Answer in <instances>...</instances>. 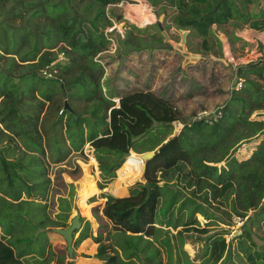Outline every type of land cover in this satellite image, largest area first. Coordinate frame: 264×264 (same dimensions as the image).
<instances>
[{
    "label": "trees",
    "instance_id": "1",
    "mask_svg": "<svg viewBox=\"0 0 264 264\" xmlns=\"http://www.w3.org/2000/svg\"><path fill=\"white\" fill-rule=\"evenodd\" d=\"M70 1L76 2L0 0V71L4 73L0 78V193L12 200H18L22 192L29 198L44 196L50 183L48 163L64 161L72 151L80 150L86 143L93 149L102 180L98 188L102 189L132 150L133 137L152 129L154 123L169 126L181 118V112L173 102L157 97L149 90L124 93L114 106V102L101 91L102 67L94 57L107 49L104 29L109 20L105 7L120 0H80L86 3V10L93 9L90 15L80 17L87 19L89 25L85 27L78 24L76 15L71 14L73 8L79 6L69 5ZM148 1L154 4L153 0ZM163 1L166 4L159 9L164 17L169 16V23L176 28H190L204 44L212 24L221 26L230 22L233 27L264 28V14L249 9V0ZM59 7L63 9L56 14ZM136 8L137 12L147 16V8L138 5ZM18 31L21 32L20 38L16 39L13 33ZM162 38L159 34L154 41L159 42ZM236 38L233 35L231 40ZM11 42L14 44L12 49ZM119 42L135 49L144 44L140 38L133 43L129 36ZM58 53H62V60H57ZM4 59L7 62L1 64ZM51 64L57 70L56 78L41 74V70ZM17 65H27L20 73L22 77L37 74L43 80L55 83L48 84L44 91H40L38 85L21 86L20 79L12 80V77L19 76L13 73ZM263 72L264 67L256 62L238 65L236 76L242 79V84L239 89H232L225 104L219 107L220 117L211 123L205 119L184 122L172 137L164 136L152 148L134 151L154 150V155L144 162L143 172L141 168L143 181L134 182L127 195L106 196L100 217L110 221L111 226L108 229L105 226V234L99 229L95 236H91L104 264L232 263L231 247L225 245L218 234L206 238L202 251L205 260L194 262L195 259H188L181 248L184 243L182 232L188 228L171 234L168 228L155 225L162 193L160 181L169 172L182 175L188 187L200 193L202 203L235 192L243 209L234 210L240 219L246 215V204L255 208L264 193V137L245 160L228 158V154L236 140L252 135L251 128L253 133L264 130V120L248 119L250 111L264 108V88L253 76H261ZM237 120L241 122L243 132L236 129ZM86 132L89 134L87 139ZM214 149L220 151L216 158L209 156ZM134 152L130 155L140 161ZM11 157L12 160H5ZM224 159L226 163L219 169L205 163ZM187 166L189 169L183 172ZM69 174L77 178L79 175L78 171H69ZM95 191L93 181L85 175L79 196L85 198ZM4 199L0 196L1 232L11 235L18 215L34 213L35 209L25 205L27 200L14 203ZM198 206L191 211L189 220L193 213H200L206 219L212 217L201 213ZM263 208L264 203L249 215L248 222L261 218ZM188 221L182 225L194 223ZM40 222L57 227L68 225L64 220L48 221L44 218ZM178 225L173 224L174 227ZM169 226L172 225L165 224V227ZM198 230L205 232L206 228ZM250 234V231L243 230L236 238L245 239L246 236L250 239ZM87 236L85 228L80 239ZM23 240L30 241L24 237L6 241L4 235H0V264H23L20 259L23 251H15L17 242ZM251 243L255 245L253 241ZM240 248L246 253L249 264H257L255 259L264 257L261 250L250 252L244 243H240ZM174 249L185 258L182 260L175 255ZM163 254L165 260L162 262Z\"/></svg>",
    "mask_w": 264,
    "mask_h": 264
},
{
    "label": "rangeland",
    "instance_id": "2",
    "mask_svg": "<svg viewBox=\"0 0 264 264\" xmlns=\"http://www.w3.org/2000/svg\"><path fill=\"white\" fill-rule=\"evenodd\" d=\"M153 1L155 3L158 2L156 0ZM141 2L145 3L144 5L148 11L147 16L136 11L138 4H135L133 1L130 2L132 4L124 5L122 8L120 7L116 10L118 14L119 12L126 11L127 13L125 14H127L129 20H125L124 30L122 31L123 36L116 33H111L108 36L105 35L106 39L111 38L115 47L111 46V41L106 40L108 51L99 55V59L103 64V66L101 65L103 73L100 78L101 91L105 96L111 97L110 99L114 102L115 106L117 105L115 101L118 98H113L114 94L122 95L136 89L149 90L157 97L173 102L180 110L181 118L173 121L169 126L163 123H154L152 129L140 136L133 137L132 150L129 151L120 167L115 171V176L102 189L98 188V183L102 182V180L99 177L97 162L92 152L93 149L88 143L84 144L80 150L72 151L64 161L58 164L50 163L51 166H49L48 173L53 185L50 204L53 207L57 206L58 202L60 203L61 219L67 222V224L69 223V219L78 213L80 226L73 234L71 254H68L66 250L63 237L51 230L48 231L50 235L49 243L41 244L36 242L30 245L34 248L26 249V251H34L37 259L35 257H28L24 259V264H104L97 254V243L93 241L91 236H95L99 229L103 230V234H105L106 230L111 226L110 221L104 217H100L101 208L106 200V196L113 195L119 197L127 195L130 186L134 182L143 181L141 172L142 161L140 158V161H135L136 157L130 155V153L152 148L164 136L169 138L177 134L184 122L195 119L200 112L201 114H209V112L223 106L231 95V90H237L241 86H238L237 83L238 80L242 79H238L236 76V68L240 64L250 62L247 60L252 55L244 52L242 46L245 42L238 38L236 33L240 32L245 37H250L249 32L242 31L244 26H249L241 25L233 27L230 22L224 23L221 26L212 24L211 31L205 37L207 43L204 44L202 38L190 28H176L172 23H169V16L164 17L161 9L152 7L148 0H141ZM68 4L73 5L74 1H70ZM74 5L79 6V8H73L71 14L78 17L76 21H78L79 25L88 26L87 19L80 17H82V14L85 16L90 15L93 9L86 10V3L80 0H76ZM148 7L151 9L149 10ZM248 8L254 9L252 7ZM62 9L63 7H59L56 14L61 12ZM258 13L262 12L258 11ZM109 14L112 17L113 13L110 12ZM113 16L115 17L116 14ZM20 33L18 31L17 34L15 32L13 35L16 39H19ZM159 34L164 38L159 42L154 41L158 38ZM232 34L237 37L234 41L231 40ZM126 36H129V40L133 43H137L138 38H140L144 44L140 45L139 49H135L130 45H123L119 42V39L121 40ZM30 43L32 45L33 42L31 41ZM226 44H228L229 50ZM13 46L14 44L11 42L10 48L12 49ZM110 46L112 48L109 49ZM187 53H190L188 55H192L193 57H189V59H186L187 61L184 60L182 64L183 54ZM128 54H132L136 58L134 60L136 62L134 67L133 64H131V68L125 65L124 60H126ZM207 54L211 56L210 60L204 59L205 63L202 60V56L199 59H194L198 58L194 55ZM224 54H227V58L229 59L225 58ZM231 57L233 60L230 59ZM6 62L5 59L1 60V64ZM253 62L264 67V58L256 61L253 60ZM234 63H236L235 66ZM215 64L221 66V68L219 67L218 69ZM26 68L27 65H17L16 71L13 73L19 76L12 77L13 82L20 79L19 83L21 86L38 85L40 91H44L48 84L54 82L43 80L37 74L22 77L20 73L25 71ZM221 69L222 71H220ZM126 73H130V80H125V77H123ZM2 75L4 73L0 71V78ZM253 76L256 77L264 88V72L261 76ZM248 119L264 120V108L250 111ZM235 123L238 132H243L241 122L237 120ZM252 131L251 128L250 134L252 135L238 139L232 144L228 158L233 157L237 161H241L251 155L257 144L264 137V130L257 133H253ZM88 135L86 132V139L89 137ZM134 153L139 154L140 152ZM209 154L210 152L207 153V156ZM219 154V149H214L209 156L216 158ZM205 163L215 165L219 169L225 165L226 159L217 163L208 161H205ZM188 169V166L185 167L183 172ZM61 170H67V172ZM69 171H78V178L72 177ZM85 175L91 178L96 191L85 198H81L78 192ZM71 178L77 179L73 180ZM160 182L162 184V193L157 206L158 219L155 225L161 226L164 229L168 228L171 234H175L177 230H186L182 228L189 229L182 232L184 243L181 246L188 259L191 261L195 259V262L205 260L204 255H202L203 245L206 238L214 234H218L217 237L220 240L224 239L225 245H230L231 264H249L246 253L240 248V243L248 246L250 252L258 249L264 253V208L262 209L263 214L261 218L258 217L255 219V222H253L254 219L248 222L249 215L253 214L264 203V193L255 208H252L250 204L245 205L246 215L240 220V217L236 215L234 210L242 211L243 209L240 202L236 200L235 192L228 194L226 197L224 196L225 198H211V201H208V203H202L200 193L195 188L193 192V189L188 187L182 175L175 176V173L169 172ZM234 183L236 187V180H234ZM56 198L58 199L57 205L55 202ZM60 200L63 201L61 202ZM233 200L235 201L234 203ZM196 206H198V210L201 213L212 217L206 219L200 213H193L189 220L191 211ZM94 208L96 209L94 210ZM1 211L2 208L0 206V213ZM187 221L194 223L182 225ZM166 223H170L172 226L165 227ZM173 224L179 225L174 227ZM105 226H107V229ZM85 228L88 230L89 236L80 239ZM202 228H206V231L200 232L198 230ZM243 230L251 232L250 239L246 236H244L245 239L236 238ZM81 231L82 233L79 236ZM27 233L32 234L33 232ZM251 241L254 242L255 247ZM104 242L107 243L108 241ZM18 249H22V247H16L15 251L17 252ZM173 252L182 260L185 258L176 249ZM49 257L51 261L48 262L47 259ZM260 257L259 259H255L258 260L257 264H264V257ZM164 260L163 254L162 262Z\"/></svg>",
    "mask_w": 264,
    "mask_h": 264
},
{
    "label": "crops",
    "instance_id": "3",
    "mask_svg": "<svg viewBox=\"0 0 264 264\" xmlns=\"http://www.w3.org/2000/svg\"><path fill=\"white\" fill-rule=\"evenodd\" d=\"M156 1H158V2L157 3L154 2V4L150 3V5L152 7H155V8H160L163 4L164 5L166 4V2L163 0H156ZM166 6H168V4ZM176 50H180V49H176ZM180 53H181V51H180ZM188 54H190V53L183 54L184 58L181 61L182 64L184 63V60L187 61L186 59H189V57H193L192 55H188ZM194 56L198 57V58H194V59H199V57L202 56L203 57L202 60L204 61V59L210 60L211 55L207 54V55H194ZM134 57H135L134 55L128 54L126 57V60H124L125 65L126 66L128 65L129 68H131V64H133V67L136 65V62L134 61L136 58H134ZM141 61H142V59H141ZM192 61H196V60H192ZM205 62L206 61H204V63ZM188 65H189V63H188ZM192 65H194V63H192ZM215 66L218 69H219V67L221 68V66H217L216 64H215ZM104 69L106 70L105 67H104ZM220 71H222V69ZM123 77H125V80H130V78H131L130 73H126V75ZM119 96L120 95H118V94H114L113 98H119ZM107 98H111V97H107ZM115 102L118 105V99H116ZM117 105H115V106H117ZM12 159H13L12 157L11 158H5L6 161L12 160ZM56 164H58V163H56ZM49 166H51L50 163H48V172H49ZM9 169H11V167H9ZM47 176L49 177V173L47 174ZM52 186L53 185L50 181L45 195L39 196V197L36 196V198H29L24 194V192H22L20 195V198L18 200H12L10 197L4 196L0 193V196H3L5 198L4 200H6V201H11V202L16 203L20 200H27L28 203L25 205H29L30 207L35 209L34 213L27 214L26 212H23L22 214L18 215V221L15 224V229H13V231L11 232V235L2 233L1 232L2 228L0 226V235L3 234L6 241H8L10 239L12 241H15L16 237H24V238H27L28 240H30L29 243L26 242L27 240L17 242V245L19 247H22L21 250L23 251L22 252L23 254L21 255L20 259L23 262V264H24V259H26L28 257H33V258L35 257V259H37L36 258L37 255H36V253H34V251H26V249L34 248L33 246H30V245L33 243H36V242H39L41 244L49 243L50 242V235H49L48 231H51V228H53V227H57V226H50L48 224H42L40 221L43 220L44 218L48 221H52V220L53 221H60V220H62L61 219V213H60L61 206H59L60 203L58 202V205H57L58 199L57 198L55 199L57 206L52 207V205L50 204L51 195H52L51 194ZM60 201L62 202L63 200H60ZM56 211H59V212H56ZM27 232H33V233L31 234V233H27ZM40 257H42V256H40ZM38 259L41 260L40 258H38ZM49 261H51V259H49L48 262Z\"/></svg>",
    "mask_w": 264,
    "mask_h": 264
},
{
    "label": "built area",
    "instance_id": "4",
    "mask_svg": "<svg viewBox=\"0 0 264 264\" xmlns=\"http://www.w3.org/2000/svg\"><path fill=\"white\" fill-rule=\"evenodd\" d=\"M128 1V2H127ZM134 2L135 4H139L140 0H120L118 2H114V3H109L106 5L105 7V15L107 17V19L109 20V24L105 27L104 29V33L105 35H110L111 33H116L117 35H122V31L124 30V23L125 20H129L126 11L125 12H119L116 11L118 8H122L124 5L127 4H132L130 2ZM145 4V3H144ZM147 5V4H146ZM249 7L254 8V10L256 12L261 11L264 14V0H249ZM148 9L150 10L151 8L148 7ZM113 13L116 14V16L114 17L112 15V17L110 16L109 13ZM242 31H247L250 34V37H245L244 35H242L240 32L236 33V36L238 38H240L243 42H245V44L242 46L244 52H248L250 56V58L247 61L253 62L258 60V59H262L264 58V28L263 29H254V28H249L244 26ZM108 41H111V46H114L113 41L111 40V38H107ZM227 45V49L229 50V46ZM109 47L112 48V47ZM115 47V46H114ZM113 50V49H111ZM108 49L103 50L102 52H100L99 54H97L94 57V61L98 62L100 65L103 66V64L101 63L100 59H99V55L101 53L107 52ZM229 52V51H228ZM224 57L227 58V54H224ZM63 58L62 53H58V59L57 60H61ZM229 59V58H227ZM231 60H233V58H230ZM230 61V60H229ZM236 65V63H234V66ZM101 66V67H102ZM56 68L54 66H52V64L50 65L49 68H45L41 70V74L43 76L46 77H52V78H56ZM239 79V78H238ZM242 80H238V86L241 85ZM218 117H220V111H219V107L208 113H204L201 114V112L196 116L195 119H205L208 123H211L212 121H215Z\"/></svg>",
    "mask_w": 264,
    "mask_h": 264
},
{
    "label": "water",
    "instance_id": "5",
    "mask_svg": "<svg viewBox=\"0 0 264 264\" xmlns=\"http://www.w3.org/2000/svg\"><path fill=\"white\" fill-rule=\"evenodd\" d=\"M153 155H154V150H147V151H143L138 154L139 158L142 161V172L144 170V162L148 160L149 158H151ZM78 226H80L79 214L76 213L69 219V223L66 227L51 228L52 231L60 234L63 237L64 242L66 244V250L68 254H71L72 235L74 234Z\"/></svg>",
    "mask_w": 264,
    "mask_h": 264
},
{
    "label": "bare ground",
    "instance_id": "6",
    "mask_svg": "<svg viewBox=\"0 0 264 264\" xmlns=\"http://www.w3.org/2000/svg\"><path fill=\"white\" fill-rule=\"evenodd\" d=\"M138 6L146 8V6L141 2V0H140V3L138 4ZM78 227H79V226H78ZM77 229H78V228H77ZM72 240H73V235H72ZM190 252H191V251H190Z\"/></svg>",
    "mask_w": 264,
    "mask_h": 264
}]
</instances>
